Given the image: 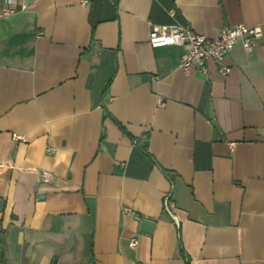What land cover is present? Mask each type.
Wrapping results in <instances>:
<instances>
[{
	"label": "crops",
	"instance_id": "0c3cea01",
	"mask_svg": "<svg viewBox=\"0 0 264 264\" xmlns=\"http://www.w3.org/2000/svg\"><path fill=\"white\" fill-rule=\"evenodd\" d=\"M238 23L227 74L148 39ZM0 164V264H264V0H0Z\"/></svg>",
	"mask_w": 264,
	"mask_h": 264
},
{
	"label": "built area",
	"instance_id": "2783aa9c",
	"mask_svg": "<svg viewBox=\"0 0 264 264\" xmlns=\"http://www.w3.org/2000/svg\"><path fill=\"white\" fill-rule=\"evenodd\" d=\"M84 1L83 3H86ZM15 12V9L11 6H5L3 8V14L9 15ZM170 15L175 14V9L169 10ZM42 33L39 32L38 36ZM263 29L262 27L255 26L250 27L245 23H238L236 25L226 26L215 37H209L207 35L194 31L190 24L187 25H161L152 28L149 31V43L152 47H161L171 44H180L185 47L183 54L180 58V68L189 73L191 68L196 66L201 69L202 72L207 73V61L208 59H214L219 65V71L223 74H227L230 71V67L225 64L224 59L227 54L232 50L234 45L241 41L243 47L247 51H251L255 45L262 39ZM164 104L162 98L158 100V105ZM13 138L16 140L26 141V136L18 133H13ZM53 147H49L48 151L52 152ZM2 166V164H0ZM41 179L43 182H51L54 180V174L46 169L41 170ZM165 211L173 217L178 223L176 216L173 214L171 193L169 192L164 199ZM124 212L131 216H138L137 213L131 208H125ZM140 218V216H138ZM131 246L138 244V238L136 236L130 239Z\"/></svg>",
	"mask_w": 264,
	"mask_h": 264
},
{
	"label": "water",
	"instance_id": "95a60500",
	"mask_svg": "<svg viewBox=\"0 0 264 264\" xmlns=\"http://www.w3.org/2000/svg\"><path fill=\"white\" fill-rule=\"evenodd\" d=\"M87 201L90 206L91 216L94 217L95 214V200L93 197H88ZM156 226L155 220L149 218H142L139 224V230L144 233L151 234Z\"/></svg>",
	"mask_w": 264,
	"mask_h": 264
}]
</instances>
